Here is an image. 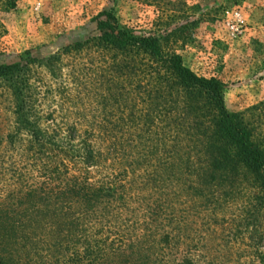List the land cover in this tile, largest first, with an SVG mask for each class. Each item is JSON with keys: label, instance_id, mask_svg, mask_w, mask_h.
<instances>
[{"label": "rangeland", "instance_id": "1", "mask_svg": "<svg viewBox=\"0 0 264 264\" xmlns=\"http://www.w3.org/2000/svg\"><path fill=\"white\" fill-rule=\"evenodd\" d=\"M107 11L218 78L264 149V0H0V63H17L21 79L18 96L0 80V215L44 180L49 160L61 178L112 186L106 213L68 241L122 250L103 264H264V194L241 174L205 184L186 168L197 148L166 125L177 113L147 59L96 44Z\"/></svg>", "mask_w": 264, "mask_h": 264}, {"label": "trees", "instance_id": "2", "mask_svg": "<svg viewBox=\"0 0 264 264\" xmlns=\"http://www.w3.org/2000/svg\"><path fill=\"white\" fill-rule=\"evenodd\" d=\"M97 19L96 44L122 53H141L147 59L146 66L159 83L155 91L164 97L167 109L177 113L166 125L178 133L177 142L178 137L185 138L197 148L194 156L187 154L181 161L186 168L193 163L205 184L232 183L241 174L264 194V149L253 139L240 113L226 107L223 83L196 74L179 54L164 53L159 37L125 29L111 12H101ZM74 41L75 46L83 43ZM17 66L0 63V80L8 83L16 96L21 81ZM17 105L21 117L23 106ZM32 136L30 149L37 144L40 152L39 134L32 131ZM92 158L89 151L86 160ZM48 161L43 162L44 180L23 190L14 208L0 215V264H103L109 254L122 250L106 252L97 244L99 238L88 240L82 248L75 245L79 239L72 247L68 241L76 236V230H86L89 219L106 213L112 186L94 183L87 176L61 178L57 165ZM165 238L160 241L167 242Z\"/></svg>", "mask_w": 264, "mask_h": 264}, {"label": "built area", "instance_id": "3", "mask_svg": "<svg viewBox=\"0 0 264 264\" xmlns=\"http://www.w3.org/2000/svg\"><path fill=\"white\" fill-rule=\"evenodd\" d=\"M232 28H233V34H236V33H238V32H241L239 26H237V27L232 26Z\"/></svg>", "mask_w": 264, "mask_h": 264}]
</instances>
